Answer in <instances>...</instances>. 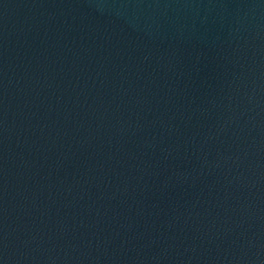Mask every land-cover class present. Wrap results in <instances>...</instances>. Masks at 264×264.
Instances as JSON below:
<instances>
[{
  "label": "water",
  "instance_id": "obj_1",
  "mask_svg": "<svg viewBox=\"0 0 264 264\" xmlns=\"http://www.w3.org/2000/svg\"><path fill=\"white\" fill-rule=\"evenodd\" d=\"M0 264H264V0H0Z\"/></svg>",
  "mask_w": 264,
  "mask_h": 264
}]
</instances>
